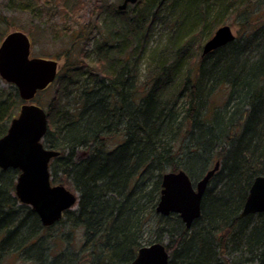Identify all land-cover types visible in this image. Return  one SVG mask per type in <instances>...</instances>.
I'll list each match as a JSON object with an SVG mask.
<instances>
[{"label":"trees","instance_id":"16d2710c","mask_svg":"<svg viewBox=\"0 0 264 264\" xmlns=\"http://www.w3.org/2000/svg\"><path fill=\"white\" fill-rule=\"evenodd\" d=\"M6 1L39 21L31 37L76 39L38 95L48 104H36L48 114L44 146L61 152L51 181L75 189L79 203L44 227L15 195L20 172L0 170V263L14 255L30 264H131L162 243L169 264H264V214L241 218L264 176V0H139L124 11L101 0ZM91 9L112 15L82 23L77 14ZM229 20L240 25L236 40L204 55ZM159 22L166 35L151 47ZM6 36L0 23V41ZM22 104L14 86L0 87V138ZM217 161L191 230L178 215L156 214L164 174L184 171L196 183ZM72 229L84 235L76 254L60 249Z\"/></svg>","mask_w":264,"mask_h":264},{"label":"water","instance_id":"95a60500","mask_svg":"<svg viewBox=\"0 0 264 264\" xmlns=\"http://www.w3.org/2000/svg\"><path fill=\"white\" fill-rule=\"evenodd\" d=\"M139 0H124L119 10ZM236 40L232 28L220 27L204 45V55ZM30 37L15 31L8 34L0 44V78L16 87L24 104L5 136L0 138V169L20 172L16 184V196L22 204L30 206L44 227H51L63 219L67 211H73L79 203V194L63 185L51 182L50 163L60 152L48 149L43 139L48 131L47 111L33 103L39 92L45 91L57 78L61 69L59 61L32 57ZM219 163L198 182H193L184 172H168L163 177L161 200L157 214L162 217L178 215L187 229L201 217L205 191ZM264 212V176L253 182L241 217ZM169 264L170 255L166 245L155 243L140 249L131 264Z\"/></svg>","mask_w":264,"mask_h":264},{"label":"rangeland","instance_id":"374dc122","mask_svg":"<svg viewBox=\"0 0 264 264\" xmlns=\"http://www.w3.org/2000/svg\"><path fill=\"white\" fill-rule=\"evenodd\" d=\"M96 1L97 0H93V2H96ZM99 2L103 5L113 4V5H116V7H119L124 2V0L123 1L121 0H101ZM5 3H7L6 0H0V11L4 12V14H0V15L3 17H6L7 19V20L1 19L0 21L3 31H5L6 34H9L15 31H22L26 33L33 41L32 57L52 58L54 60L58 59L60 63V67L62 69L65 63L64 62L65 59L61 57L58 58V57L62 56L63 54L65 55L66 49L71 45L73 41H76V39H72L68 37L69 35L67 34L63 36L62 35L53 36L51 32L49 31H46V32L38 31V36H36L35 38L33 36L31 37L32 29L36 31V27H33V24L36 25L39 21L38 22L34 21L35 23H33L29 14L14 12L11 9L9 10L6 9L4 6ZM131 7L134 8V6H131ZM167 13H168V10L166 12H162L161 16L163 18L164 17L167 18L168 16L165 15ZM77 15H81V20H82V23L84 24H88V23L97 24V23H104L106 19L112 14H110L109 11H106L104 13H97L92 10L90 14L87 13L85 15H82V14H77ZM261 15H264V14H261ZM37 16H39V14H37ZM60 19L61 17L59 16V18H57L56 20H60ZM233 22L235 21L229 20L225 25L230 26L234 34L238 36L241 30L240 25H237L236 23L233 24ZM163 34L166 35L164 25H162V22H159L157 25L156 31H154L153 39L152 41L150 40V43L152 44L151 47L153 46V43H155L161 38L162 39L164 38ZM4 38L5 37L1 39L0 44ZM93 40H94V37H92V39L89 41L88 43L89 45L87 46V48H90L92 46ZM146 63H147V59H144L143 69H142L143 73H145ZM0 87H2L3 89L12 88L11 85L7 84L6 82L2 80H0ZM49 97L50 96L48 94L43 93L39 97H37V99L34 102L37 103V100H38V103H40L41 105H47L50 100ZM19 109L20 107L18 108V112H19ZM66 188L69 189L73 193H77L75 189H73L71 186H66ZM151 219H152V222L155 221V217H152ZM83 244H84L83 232L80 230L74 232V230L72 229L71 236H70V239L68 240V243L65 241L63 244H61L60 249H64L65 251L70 250L71 252L75 253L82 248ZM51 248L59 249V245L56 246V244H54V246H52ZM13 256L14 255L10 257L12 259L6 260V261L3 260V262L0 264H30L29 261L24 260L21 257H15L14 259H17V260L13 261ZM0 262H1V258H0Z\"/></svg>","mask_w":264,"mask_h":264},{"label":"bare ground","instance_id":"6f19581e","mask_svg":"<svg viewBox=\"0 0 264 264\" xmlns=\"http://www.w3.org/2000/svg\"><path fill=\"white\" fill-rule=\"evenodd\" d=\"M204 51V50H203ZM56 61H59L58 59H56ZM58 75H59V73H58ZM58 75H57V77H58ZM57 79V78H56ZM56 81V80H55ZM54 81V82H55ZM53 82V83H54ZM52 83V84H53ZM51 84V85H52ZM50 85V86H51ZM49 86V87H50ZM45 109V108H44ZM46 110V109H45ZM10 125H11V123H10ZM10 125H9V127H10ZM48 126H49V120H48ZM9 129V128H8ZM48 129H49V127H48ZM48 132V131H47ZM61 153V152H60ZM217 163H219L220 165H221V162L220 161H217L216 163H215V166H216V164ZM214 166V167H215ZM213 167V168H214ZM163 177H164V175L162 176V179H161V186H162V190H163ZM16 184H17V182H16ZM16 184H15V195H16ZM210 188V184H209V186L207 187V189H206V191H205V194H204V198H205V196H206V193H207V190ZM161 194H162V192H161ZM17 197V196H16ZM204 198H203V200H204ZM248 198V197H247ZM247 198H246V200H245V203H244V206H245V204H246V202H247ZM18 199V198H17ZM19 200V199H18ZM160 200H161V197H160ZM160 200H159V203H160ZM20 201V200H19ZM21 203V202H20ZM159 203H158V205H159ZM22 204V203H21ZM23 205H25V204H23ZM158 205H157V207H158ZM244 206H243V209H244ZM156 214H157V208H156ZM241 214H242V212H241ZM257 214H264V212H262V213H254V214H250V215H257ZM157 215H159V214H157ZM250 215H248V216H250ZM248 216H246V217H248ZM241 218H243V217H241ZM245 218V217H244ZM185 225V224H184ZM187 229V228H186ZM187 230H189V229H187ZM191 230V229H190ZM142 249V248H141ZM140 251V250H139ZM139 251H138V253H139ZM17 254V253H16ZM17 255H19V254H17ZM27 255H29V253H27ZM137 256H138V254H137ZM137 258V257H136ZM135 258V259H136Z\"/></svg>","mask_w":264,"mask_h":264},{"label":"snow or ice","instance_id":"6c2138e0","mask_svg":"<svg viewBox=\"0 0 264 264\" xmlns=\"http://www.w3.org/2000/svg\"><path fill=\"white\" fill-rule=\"evenodd\" d=\"M145 264H152L151 259H150V258H149V259H146V260H145Z\"/></svg>","mask_w":264,"mask_h":264},{"label":"flooded vegetation","instance_id":"af4514ba","mask_svg":"<svg viewBox=\"0 0 264 264\" xmlns=\"http://www.w3.org/2000/svg\"><path fill=\"white\" fill-rule=\"evenodd\" d=\"M32 41V40H31ZM33 42V41H32Z\"/></svg>","mask_w":264,"mask_h":264}]
</instances>
